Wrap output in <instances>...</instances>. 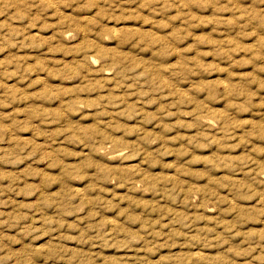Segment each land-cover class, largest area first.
Returning <instances> with one entry per match:
<instances>
[{"label":"rangeland","instance_id":"1","mask_svg":"<svg viewBox=\"0 0 264 264\" xmlns=\"http://www.w3.org/2000/svg\"><path fill=\"white\" fill-rule=\"evenodd\" d=\"M0 264H264V0H0Z\"/></svg>","mask_w":264,"mask_h":264}]
</instances>
